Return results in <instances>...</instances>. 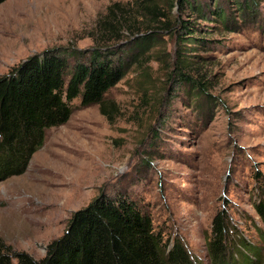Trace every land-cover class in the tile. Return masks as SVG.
I'll return each instance as SVG.
<instances>
[{"label":"rangeland","instance_id":"374dc122","mask_svg":"<svg viewBox=\"0 0 264 264\" xmlns=\"http://www.w3.org/2000/svg\"><path fill=\"white\" fill-rule=\"evenodd\" d=\"M253 1L255 20L210 29L213 46L185 48L180 71L205 82L197 107L175 75L176 24H208L190 9L173 0L0 2V77L34 57L120 54L153 37L101 105L72 101L69 120L46 132L25 171L0 181V241L40 260L73 213L121 193L203 264L204 237L222 209L258 244L250 199L254 173L264 180V0Z\"/></svg>","mask_w":264,"mask_h":264},{"label":"trees","instance_id":"16d2710c","mask_svg":"<svg viewBox=\"0 0 264 264\" xmlns=\"http://www.w3.org/2000/svg\"><path fill=\"white\" fill-rule=\"evenodd\" d=\"M173 3L208 22L186 20L176 24L174 31L178 43L175 75L193 89L186 94L197 107V101L205 95V82L180 71L190 56L185 48L194 51L215 45L216 41L210 39L212 33L206 34L210 29L223 31L229 26L237 28L252 22L258 15L256 2L173 0ZM151 37L144 36L127 45L120 54L111 52L109 56L94 52L87 57L81 53L34 57L0 77V181L25 171L32 156L43 146L46 132L69 120L72 101L79 99L82 107L101 105L105 94L122 79L132 62L150 48L147 44ZM189 62L192 68L198 64L195 60ZM253 178L257 184L250 205L260 226L253 221L251 225L259 243L246 240L237 223L222 209L214 214L204 237L206 264H264V180L258 171ZM0 264L203 263L184 242L176 239L170 245L143 207L116 193L112 197L102 194L73 213L64 234L46 246L45 256L40 260L13 251L0 241Z\"/></svg>","mask_w":264,"mask_h":264}]
</instances>
